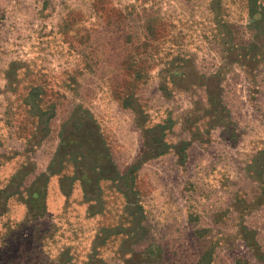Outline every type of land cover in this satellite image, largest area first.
I'll return each mask as SVG.
<instances>
[{
  "label": "rangeland",
  "instance_id": "374dc122",
  "mask_svg": "<svg viewBox=\"0 0 264 264\" xmlns=\"http://www.w3.org/2000/svg\"><path fill=\"white\" fill-rule=\"evenodd\" d=\"M104 178L144 246L54 188ZM121 260L264 264V0H0V264Z\"/></svg>",
  "mask_w": 264,
  "mask_h": 264
},
{
  "label": "crops",
  "instance_id": "0c3cea01",
  "mask_svg": "<svg viewBox=\"0 0 264 264\" xmlns=\"http://www.w3.org/2000/svg\"><path fill=\"white\" fill-rule=\"evenodd\" d=\"M128 171L130 168L127 169L126 173ZM125 174H121L120 177H124ZM82 184L80 181H73L72 185L69 184L70 186L66 189L64 184L60 182L54 188L58 189L57 194L67 196L66 199H72L74 195L77 196L79 192L81 193V198L78 196L76 203L84 206L81 208L84 217L91 223H96L97 237L106 233V239L100 244L106 243V246L103 245L104 248L110 247L111 251L121 253L125 250L139 248V245L144 246L145 239L139 241L138 238L145 237L142 233L149 235L146 230V215L149 213L145 209L146 195L149 194L150 197L152 194L158 195L160 194L158 191L149 192V190L161 189L162 187H154L150 182L104 178L95 181L93 184L90 183L92 186L89 188L94 189V192L86 196L88 195L85 193L86 186ZM74 200L76 199L74 198ZM99 247L98 243H95V249L98 250ZM128 261L121 260V263L127 264Z\"/></svg>",
  "mask_w": 264,
  "mask_h": 264
}]
</instances>
